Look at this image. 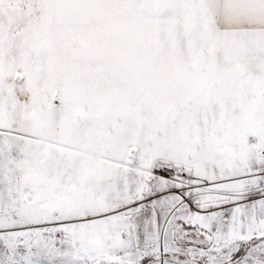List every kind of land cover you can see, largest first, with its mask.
I'll use <instances>...</instances> for the list:
<instances>
[{
    "label": "snow or ice",
    "instance_id": "6c2138e0",
    "mask_svg": "<svg viewBox=\"0 0 264 264\" xmlns=\"http://www.w3.org/2000/svg\"><path fill=\"white\" fill-rule=\"evenodd\" d=\"M0 264H264V0H0Z\"/></svg>",
    "mask_w": 264,
    "mask_h": 264
}]
</instances>
